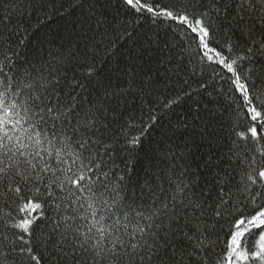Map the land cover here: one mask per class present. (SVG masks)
<instances>
[{"label":"snow or ice","instance_id":"obj_1","mask_svg":"<svg viewBox=\"0 0 264 264\" xmlns=\"http://www.w3.org/2000/svg\"><path fill=\"white\" fill-rule=\"evenodd\" d=\"M29 7L44 5L27 0L21 10L17 0H0V205L15 204L19 216L0 207V264H264V0H116L126 22H170L169 31L195 43L201 71L211 67L227 85L213 91L182 75L190 45L176 52L155 36L147 46L166 53L155 75L149 69L113 86L97 68L114 42L105 21L82 23L67 50L33 45L41 26L29 22ZM173 82L185 86L166 102L157 97L139 115L125 114L130 91H167ZM186 98L188 118L177 124L192 142L209 145L210 187L194 191L201 175L187 164L186 142L163 153L165 166L131 193L128 163L121 160V170L117 159L130 160L159 113ZM222 99L231 113L228 143L217 154ZM220 232L227 239L216 253Z\"/></svg>","mask_w":264,"mask_h":264},{"label":"trees","instance_id":"obj_2","mask_svg":"<svg viewBox=\"0 0 264 264\" xmlns=\"http://www.w3.org/2000/svg\"><path fill=\"white\" fill-rule=\"evenodd\" d=\"M8 0H5L7 3ZM21 10L26 6L27 0H17ZM167 2V0H165ZM41 0H36V7L39 8ZM44 5L43 10L36 12L32 8H28V13L31 16L29 21L35 29L37 19L40 24V30L35 32L33 45L43 42L44 47H56L62 50H67L73 47L77 36L80 34L81 24L91 22L97 18L105 21L110 34L113 35V44L105 45L97 57V68L101 78H110L113 86H126L130 75H135L137 80L143 79L144 73L152 69L155 75V69L162 56L166 53H161L155 47L149 48L146 44L148 37L155 36L160 44L168 43L175 46V51L179 52L182 44L188 47V55L183 62L184 78L189 80L193 88L198 87V81H204L208 85V91L218 89L223 86L227 90V85L223 80L216 76L211 67L204 66L203 71L197 65L196 45L190 40H185L182 35L175 34L168 30L170 22H157L153 24L150 20H142L139 23H133L131 17H127V22L124 13L117 16L116 0H112L111 7H104L105 0H55L53 6L52 0H42ZM63 5V7H61ZM53 7L55 11L53 10ZM47 12V16L45 13ZM22 20L27 17H21ZM87 27V24H84ZM132 33L131 37L123 34L124 29ZM240 36L236 32L232 37L234 40ZM217 39L223 43L227 37L223 33L217 34ZM52 41V43H48ZM71 74V72H69ZM159 79V77H157ZM185 85L173 82L168 85L167 91L159 86L143 85L145 91H130L124 103L125 114L135 113L139 115L140 109L145 105H154L160 101L157 97L162 98L165 102L169 94L176 95ZM215 94V92L213 93ZM191 100L186 98V102L180 105H173V110H164L159 113L158 124L155 131L144 142V146L129 160L126 154L121 153L117 163L120 169H124V163H128V171L125 175V180L128 184V189L131 193L139 194L144 186L145 180L153 173L159 171L165 166L162 154L175 148L177 145L188 144L187 164L191 165V172H199L201 175L200 184L194 191L199 194L201 190H207L211 184V175L204 167V162L209 152V145L197 138L192 142L182 128L177 124L179 120L188 118L187 109ZM222 115L217 118V128H220V121H223L222 131L215 133L219 140L213 151L217 154L225 151V146L228 141L227 124L231 110L227 106L226 99L221 100ZM115 131V125H113ZM182 150V149H181ZM120 174H124L122 171ZM207 194V193H206ZM147 199V195L144 197ZM4 210L12 212L16 215L15 204L0 205ZM51 215V213H48ZM8 217H6L7 219ZM19 219V216L16 215ZM220 239L216 242L215 252L219 253L224 241L227 237L223 232H220ZM216 240V237H213ZM249 246L252 244V239L248 240ZM19 264V262H17ZM42 264H47L42 261ZM60 264H70V262L60 261ZM145 264H158L155 258L152 261H146ZM211 264V262H210Z\"/></svg>","mask_w":264,"mask_h":264}]
</instances>
